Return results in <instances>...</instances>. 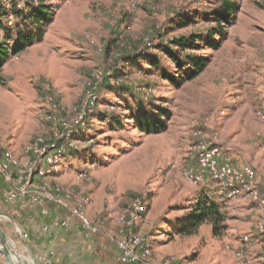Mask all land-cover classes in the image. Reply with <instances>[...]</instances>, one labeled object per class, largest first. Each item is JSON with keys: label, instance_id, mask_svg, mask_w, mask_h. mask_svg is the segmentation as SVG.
Segmentation results:
<instances>
[{"label": "rangeland", "instance_id": "1", "mask_svg": "<svg viewBox=\"0 0 264 264\" xmlns=\"http://www.w3.org/2000/svg\"><path fill=\"white\" fill-rule=\"evenodd\" d=\"M45 3L54 8L43 36L11 54L0 72V149L14 153L11 146L21 147V154H14L26 159V148L38 136L51 138L74 130L66 139L70 154L44 179L69 193L73 203L86 198L84 209L91 204L87 216L97 229L115 208L123 231V216L140 201L146 213L136 233L152 246L170 241L179 254L170 256L174 260L188 252L190 264H264L263 242L256 236L246 247L247 257L237 255L242 236L256 233L262 216L247 196L248 205L252 202L258 210L257 219L238 213L229 216L222 236H213L212 226L204 223L192 236L169 239L172 223L185 213L190 200L202 188L212 189L186 175L188 166H194L196 132L220 145L236 166L253 167L264 192V0H236L234 19L223 23L224 35L216 34L221 47L192 51L210 61L178 87L170 86L160 73L143 71L149 67L144 60L128 63L125 56L158 54L161 42L169 45L184 35L220 29V0ZM7 16L0 11L5 23ZM186 17L195 21L181 25ZM163 62L166 70L177 74L172 61ZM151 102L171 114L165 117V131L146 134L134 126L131 110L124 107L137 109L141 104L154 110ZM113 113L121 116L122 129L104 121V114ZM16 255V264H24L23 256Z\"/></svg>", "mask_w": 264, "mask_h": 264}, {"label": "built area", "instance_id": "2", "mask_svg": "<svg viewBox=\"0 0 264 264\" xmlns=\"http://www.w3.org/2000/svg\"><path fill=\"white\" fill-rule=\"evenodd\" d=\"M0 4L7 8L8 16L6 24L10 28L15 27L16 18L10 0H0ZM19 2L17 7H21ZM0 5V6H1ZM74 130H68L51 138L38 136L26 148L28 156L21 159L8 149L0 153V174L4 176L5 188L0 187L9 200L29 198L32 204H39L41 200H47L65 208L76 217L82 228L94 233L98 229L88 218L84 209L86 198L73 203L71 195L64 193L59 187L45 182V177L55 171L68 149V139ZM194 153L192 159L194 166H188L186 175L192 181L202 186H212L213 192L224 197L235 198L245 195L257 205L261 212V218L257 225L256 233L242 236V245L237 255L245 259L248 245L253 242L254 236L260 238L264 246V192L260 190L253 167L245 165L236 166L228 158L220 145L203 137L201 132L195 133ZM37 186L34 187L36 180ZM37 187V188H36ZM146 206L136 201L128 208L123 216L125 229L122 238L112 237V242L120 252L122 262L130 264H157L154 261V249L144 236L137 234L135 228L141 220ZM0 219H8V216L0 214ZM70 228L67 222L62 223ZM264 262V257L262 258ZM159 264H182L170 256H165Z\"/></svg>", "mask_w": 264, "mask_h": 264}, {"label": "trees", "instance_id": "3", "mask_svg": "<svg viewBox=\"0 0 264 264\" xmlns=\"http://www.w3.org/2000/svg\"><path fill=\"white\" fill-rule=\"evenodd\" d=\"M221 8L217 14L216 20L220 23V29H207L205 33H194L190 36H181L173 39L171 44L163 42L158 44L160 53L151 54L150 52L131 53L125 56L128 63H137L144 60L148 63V68H142L143 71L151 72V75L160 73V75L169 82L170 86L178 87L184 80H190L197 76L205 69L210 61L207 56H197L192 51L200 50L201 48H210L212 50L221 47V41L216 38V34L224 35V22H230L234 19L238 5L236 0H220ZM15 10V27L12 29L0 18V72L7 62L11 54H18L33 45L38 39L43 36L45 27L51 23L53 19V6L46 4L45 0H38L35 4L32 0H25L24 6L17 7L13 0H10ZM18 3L21 1H17ZM1 10L7 12L4 5L0 6ZM0 10V11H1ZM8 13V12H7ZM181 25H190L195 20L185 18ZM222 23V24H221ZM5 32V35L3 34ZM11 40L13 43H8ZM191 52V53H190ZM172 61L175 64L177 74H172L170 70H166L164 59ZM191 67V70H186ZM149 107L156 110H147V107L142 108L138 104L137 109L132 106L124 107L131 110L130 119L134 122V126L142 133H160L167 129L165 117L170 116V111L162 106H155L153 102ZM96 112L90 115V119L95 116ZM126 115L127 113H123ZM104 121L111 128L122 129L124 122L121 116L117 114H104ZM90 125L85 126V130L89 129ZM85 132L79 136L85 137ZM72 147L68 145L63 158H67ZM2 149H0V153ZM225 201L227 198L218 195L211 188H202L197 195L190 200V204L185 208V213L178 216L171 225L169 231V239L178 237H189L196 234L199 228L204 223L212 226L213 236H222L228 229L229 215L225 209ZM146 211V210H145ZM143 212L142 217L146 212Z\"/></svg>", "mask_w": 264, "mask_h": 264}, {"label": "crops", "instance_id": "4", "mask_svg": "<svg viewBox=\"0 0 264 264\" xmlns=\"http://www.w3.org/2000/svg\"><path fill=\"white\" fill-rule=\"evenodd\" d=\"M11 147L15 154H21V147ZM38 181L40 180H36L34 187ZM0 187H6L2 174ZM248 201L250 200L244 195L225 201L228 215L239 213L246 215L245 218L250 220L254 217L257 219L258 210L252 202L251 206L248 205ZM90 205L86 208L88 216ZM112 213L113 215L108 213L103 216L102 226H99L101 228L91 233L84 230L80 221L67 209L53 202L43 199L39 204H32L29 198L9 200L4 192L0 195V214L8 216L7 220L0 219V224L7 234L11 248L20 257L23 256L24 264H30L29 261L34 264H130L122 262L120 252L111 240L114 236L118 238L123 235V231L120 232L118 227L115 208ZM63 222H67L71 227H65ZM98 223L100 224V220ZM170 243L164 240L162 244L153 245L154 261L157 264L165 256L178 257L179 254L172 251ZM187 253L183 252L181 260L176 261L190 264L187 261ZM0 264H7V259L2 253Z\"/></svg>", "mask_w": 264, "mask_h": 264}, {"label": "water", "instance_id": "5", "mask_svg": "<svg viewBox=\"0 0 264 264\" xmlns=\"http://www.w3.org/2000/svg\"><path fill=\"white\" fill-rule=\"evenodd\" d=\"M0 253H2L6 257L8 264H16L15 256L17 255L10 247L7 234L1 226H0Z\"/></svg>", "mask_w": 264, "mask_h": 264}, {"label": "bare ground", "instance_id": "6", "mask_svg": "<svg viewBox=\"0 0 264 264\" xmlns=\"http://www.w3.org/2000/svg\"><path fill=\"white\" fill-rule=\"evenodd\" d=\"M30 264H32L30 261H29Z\"/></svg>", "mask_w": 264, "mask_h": 264}]
</instances>
